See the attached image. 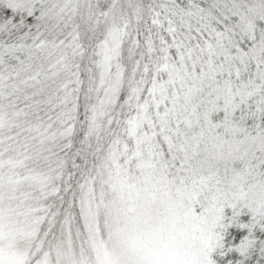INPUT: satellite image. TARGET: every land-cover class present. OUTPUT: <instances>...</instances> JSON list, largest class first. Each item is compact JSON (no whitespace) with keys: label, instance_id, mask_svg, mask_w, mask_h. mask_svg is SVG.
I'll return each mask as SVG.
<instances>
[{"label":"snow or ice","instance_id":"snow-or-ice-1","mask_svg":"<svg viewBox=\"0 0 264 264\" xmlns=\"http://www.w3.org/2000/svg\"><path fill=\"white\" fill-rule=\"evenodd\" d=\"M0 264H264V0H0Z\"/></svg>","mask_w":264,"mask_h":264}]
</instances>
